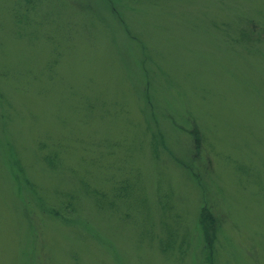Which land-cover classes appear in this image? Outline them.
I'll use <instances>...</instances> for the list:
<instances>
[{
	"label": "rangeland",
	"instance_id": "obj_1",
	"mask_svg": "<svg viewBox=\"0 0 264 264\" xmlns=\"http://www.w3.org/2000/svg\"><path fill=\"white\" fill-rule=\"evenodd\" d=\"M0 264H264V0H0Z\"/></svg>",
	"mask_w": 264,
	"mask_h": 264
},
{
	"label": "trees",
	"instance_id": "obj_2",
	"mask_svg": "<svg viewBox=\"0 0 264 264\" xmlns=\"http://www.w3.org/2000/svg\"><path fill=\"white\" fill-rule=\"evenodd\" d=\"M206 220L209 223L210 229L207 226ZM201 221L205 226V235H208L209 239H212L214 236V232L216 229V221L214 218L208 215L207 211L205 209H202V214H201ZM210 243V242H209Z\"/></svg>",
	"mask_w": 264,
	"mask_h": 264
}]
</instances>
